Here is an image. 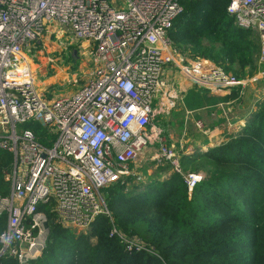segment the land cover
<instances>
[{"label":"built area","instance_id":"obj_1","mask_svg":"<svg viewBox=\"0 0 264 264\" xmlns=\"http://www.w3.org/2000/svg\"><path fill=\"white\" fill-rule=\"evenodd\" d=\"M181 10V0H0V149L12 154L3 170L8 192L0 194V253L31 264L51 223L89 230L97 215L109 214L103 189L134 174L153 135L159 144L151 159L181 174L189 192L202 179L184 171L166 144L156 99L174 90L169 68L206 88L241 81L209 59L188 61L171 41ZM227 11L237 26L257 32L264 61V0H229ZM49 31L83 44L90 69L72 93L48 99L37 89L32 59ZM113 233L129 249L144 248L134 236Z\"/></svg>","mask_w":264,"mask_h":264},{"label":"trees","instance_id":"obj_2","mask_svg":"<svg viewBox=\"0 0 264 264\" xmlns=\"http://www.w3.org/2000/svg\"><path fill=\"white\" fill-rule=\"evenodd\" d=\"M228 3L181 0L168 31L179 49L184 44L195 59L208 58L225 74L232 64L252 67L260 51L249 30L237 26ZM204 37L213 45L203 46ZM242 88L231 86L226 99L239 102ZM258 105L218 145L181 156L184 171L202 172L190 192L168 164H158L159 174L136 185L127 186L135 178L128 175L103 189L109 214L97 215L86 232L51 223L46 246L31 264H264V101ZM11 163L12 154L0 149L2 195L8 192L3 170ZM5 225L1 214L0 233ZM113 229L144 248H127ZM0 264L17 261L0 253Z\"/></svg>","mask_w":264,"mask_h":264},{"label":"rangeland","instance_id":"obj_3","mask_svg":"<svg viewBox=\"0 0 264 264\" xmlns=\"http://www.w3.org/2000/svg\"><path fill=\"white\" fill-rule=\"evenodd\" d=\"M52 29H57L53 26ZM249 35L253 36L257 43H259L258 34L255 30H249ZM48 40L45 41V49L42 53H38L32 59V67L35 69L37 89L44 92L46 98H54L58 96H63L68 93H72L77 86L82 83V80L88 73L90 69V58L89 51L83 45L78 42L67 44V40L70 37V33L64 32L62 42L56 39L54 33L50 31L45 35ZM201 44L205 47L212 46L213 43L209 42L208 38L204 37L201 40ZM182 52L187 56L188 61L194 60V57L190 54L189 47L184 44L179 45ZM76 49V54L72 52V49ZM31 54L28 52V57ZM49 58H53V61H49ZM203 59H208L201 57ZM216 64V63H215ZM230 74L237 76V79L241 81V84L245 85V101H247L249 92L259 90L256 92L259 96L263 95L264 91V61L260 60V54L257 57L256 62H252V67L245 66L243 69L238 64H232L229 69ZM179 74V73H177ZM247 85V86H246ZM196 87V85H193ZM253 88V89H252ZM173 92L171 89H167V92L158 96L155 102L157 109L156 119L158 125L161 126V135L165 136L166 144L171 146L175 154L181 156L184 154L183 151L188 149L187 147L192 144V140L208 141L205 134L202 132L206 130L207 133L211 131L212 128H221L222 118L218 116L219 107L201 108L197 117H190L186 110L190 109V102H188L187 97L179 98L177 89V81H175ZM200 91L207 92L208 88L199 87ZM252 89V90H251ZM202 93V94H204ZM185 95V93L183 94ZM174 96H178L174 97ZM203 96V98L210 100L208 97ZM204 99V100H205ZM218 100L213 99L211 102L216 103ZM249 101V100H248ZM253 111L259 109V103L264 101V96L260 98L256 103L254 100ZM210 102V104H211ZM166 112V114H164ZM248 116V115H247ZM201 120V128L196 126L195 120ZM244 123H238L235 129L231 132H236L240 129V125ZM226 132V131H225ZM224 132V133H225ZM215 137L212 140L217 141L215 145H218L221 141L218 140L219 132L215 130L213 132ZM230 133V132H229ZM225 136V135H223ZM217 139V140H216ZM158 140L155 135L151 137L150 144L146 150L139 156V159L132 167L133 176L135 178L133 182H129V185H136L141 183L143 180L150 179V175H156L160 173L158 170L156 160L151 159V156L156 154L158 149ZM214 145V146H215ZM205 150H198L197 153L206 152L208 148L213 147V145L205 146ZM202 156V155H197ZM196 158V157H195ZM196 159H199L197 157ZM204 160L203 158H201ZM196 164V163H195ZM160 165V164H159ZM191 168V167H189ZM144 169H146L147 174L144 175ZM191 170V169H188ZM171 171V170H170ZM193 172V171H192ZM202 175V172H197ZM164 174V173H163ZM77 233L79 231L75 230Z\"/></svg>","mask_w":264,"mask_h":264},{"label":"crops","instance_id":"obj_4","mask_svg":"<svg viewBox=\"0 0 264 264\" xmlns=\"http://www.w3.org/2000/svg\"><path fill=\"white\" fill-rule=\"evenodd\" d=\"M169 78L173 84H175V81H177V92L178 95L181 93L183 97L188 98V102H190V109L186 110L187 113L190 115V117H197L199 114V111L201 108H210V107H219L218 116L222 118V121L219 123L221 124V128H217L216 125L214 128L211 129L209 133H207L206 130H203L202 132L205 134L206 139L208 141H200V140H192V144H190L186 150L183 151V153H193L195 154L198 150H205L208 145H215L217 141L212 140L213 137H215V134L213 133L215 130H218L219 132V141H223L225 139V131L231 132L233 129H235V126L238 123H241L244 120V116L249 115V113L253 109V104L264 96V93L262 96H259L256 92H259V90L253 89V91L249 92L250 96H248L247 101H245V85L242 84V99L239 102H236L235 99H226L230 95L231 92V86H217L215 88H208L207 92H202L199 87L200 85L193 84L186 76H184L181 72L174 68L168 69ZM179 73V74H177ZM193 85H196V87H193ZM247 86V85H246ZM204 87V86H202ZM206 88V87H204ZM251 89V90H252ZM264 92V91H263ZM185 93V95H183ZM204 93V94H202ZM208 97L210 100L203 98V96ZM179 98L182 99V97L179 95ZM205 99V100H204ZM213 99L218 100L216 103H212L211 101ZM249 100V101H248ZM211 102V104H210ZM201 120H195L196 122H200ZM202 123V122H200ZM198 127V126H197ZM201 128V127H198ZM217 140V139H216ZM211 148V147H210Z\"/></svg>","mask_w":264,"mask_h":264},{"label":"water","instance_id":"obj_5","mask_svg":"<svg viewBox=\"0 0 264 264\" xmlns=\"http://www.w3.org/2000/svg\"><path fill=\"white\" fill-rule=\"evenodd\" d=\"M222 78H223V79L225 78V74H224V73L222 74Z\"/></svg>","mask_w":264,"mask_h":264}]
</instances>
